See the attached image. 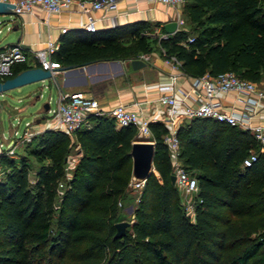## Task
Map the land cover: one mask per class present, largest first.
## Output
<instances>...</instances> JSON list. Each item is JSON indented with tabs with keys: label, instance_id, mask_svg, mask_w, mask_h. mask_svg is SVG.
<instances>
[{
	"label": "trees",
	"instance_id": "1",
	"mask_svg": "<svg viewBox=\"0 0 264 264\" xmlns=\"http://www.w3.org/2000/svg\"><path fill=\"white\" fill-rule=\"evenodd\" d=\"M183 16L185 26L165 37L145 32L148 19L70 27L52 57L62 66L79 65L132 59L162 46L188 75L231 69L264 81V0H185ZM34 65L39 62H15L9 76ZM150 128L157 173L147 176L119 237L115 223L129 192L135 125L90 112L72 133L37 131L28 143L40 161L33 179L27 158L3 151L0 264H264V152L242 164L258 149L253 133L208 116L178 126L180 157L198 180L190 212L171 180L168 127L152 120ZM75 144L80 154L67 176Z\"/></svg>",
	"mask_w": 264,
	"mask_h": 264
},
{
	"label": "built area",
	"instance_id": "2",
	"mask_svg": "<svg viewBox=\"0 0 264 264\" xmlns=\"http://www.w3.org/2000/svg\"><path fill=\"white\" fill-rule=\"evenodd\" d=\"M15 3L11 8L13 14L31 13L36 5L45 9L48 14L58 13L64 9H69L72 4L86 13V20L83 27L88 30L97 28V16L94 11L103 8L108 10L117 6L118 0H2ZM173 6L177 13V28L185 26V19L182 16V5L185 0H155ZM0 20V24H3ZM11 26H8L10 29ZM67 27L62 26L61 31H66ZM1 30V28H0ZM164 32L160 36H167ZM189 40L193 37L189 36ZM59 46V39L49 38L44 46L33 50L34 61H38L43 68L54 70L60 63L52 57V53ZM163 52V59L169 66L168 81L158 85V101L166 108V114L161 118L168 127L164 135L167 144L170 160L172 163V173L175 174V183L187 196L185 206L193 212L194 201L192 195L198 190V180L189 169H187L180 157V144L177 135V128L184 122L189 121L195 116H208L219 121L237 125L244 129H249L258 141V149L251 148L242 160L243 165L251 164L257 159L259 151L264 152V122H254L253 115L256 114L258 105L264 100V84L255 80L242 77L234 70L228 69L217 75L208 72L199 76H191V86L188 89H181L177 82L181 73L186 74L181 68V60L174 53H166L164 47H160ZM139 58H149V53H140ZM29 62V54L19 43H10L0 47V78L4 79L12 74V66L15 62ZM188 75V74H187ZM182 93L177 95V91ZM228 90H235L237 98L241 100L242 106L237 107L232 104L230 108L224 106L220 99V93ZM49 126L61 128L66 132L72 133L79 127L90 112L106 114L114 118L117 125L133 124L137 128V135L141 138L151 139L152 131L150 128L151 119L140 113L136 109L127 107L124 103L118 102L109 108H103L99 99L95 96L86 95L82 90H63L60 89L56 98L55 106H51V96L49 97ZM181 115V116H180ZM48 118V117H47ZM17 124L14 125V137H29L33 135L30 128V121L24 123L23 129L19 132ZM0 138V151L13 154L10 147L14 139L6 144L5 139ZM0 153V156H1ZM73 158V157H72ZM70 161V155L67 157ZM73 162L74 158L72 159ZM1 172V171H0ZM146 178H137L133 175L129 181V187L141 191ZM62 185V183H60Z\"/></svg>",
	"mask_w": 264,
	"mask_h": 264
},
{
	"label": "crops",
	"instance_id": "3",
	"mask_svg": "<svg viewBox=\"0 0 264 264\" xmlns=\"http://www.w3.org/2000/svg\"><path fill=\"white\" fill-rule=\"evenodd\" d=\"M4 13L12 16L11 28L8 29L9 24H7L6 29L17 30V34L15 42L5 43L0 47L10 43H19L29 54L30 62H34L33 50L44 46L49 38L59 39L62 26L83 27L86 20V13L81 11L76 4H72L69 9L51 14L39 5H36L31 13L19 15L11 12ZM94 14L98 17L97 28L136 19H148L152 25L145 32L150 33L151 36H160L166 32L165 27L164 31L162 30L165 22L177 21L176 9L173 6L155 0H118L115 8L108 10L99 8L94 11ZM0 28V33H2L1 24ZM106 60V63H98L99 60H97L92 67L76 66L66 69L62 68V65L58 66L53 72L57 95L60 89L82 90L86 95L97 97L103 108H109L122 102L127 107L148 116L151 121L161 120L167 111L165 106L158 101V85L168 81L169 73V66L164 61L161 50L154 48L149 52V58L144 59L146 63L137 68L131 65L130 59ZM110 60H116L119 64L112 63ZM259 83L264 84V81ZM177 84L183 90L188 89L191 86V75L181 73ZM176 93L178 96L182 95L179 90ZM237 95L235 90H228L220 93V99L227 108H230L232 104L241 107L242 102ZM48 119L49 117L46 116L42 121L36 119L38 124L35 125L34 132L50 127L49 120L51 119ZM184 120L182 118L180 123ZM253 121L264 122V100L260 101L256 114L253 115ZM74 147L76 151H79L77 144ZM78 157L73 155L75 162Z\"/></svg>",
	"mask_w": 264,
	"mask_h": 264
},
{
	"label": "rangeland",
	"instance_id": "4",
	"mask_svg": "<svg viewBox=\"0 0 264 264\" xmlns=\"http://www.w3.org/2000/svg\"><path fill=\"white\" fill-rule=\"evenodd\" d=\"M11 18L12 16H10V14L0 12V20H3L4 22L1 24L3 31L0 33V45L16 41L17 30L6 29L7 24L10 26L12 24V22H10ZM54 82L55 78L53 76L52 78L25 83L23 85L4 90L0 93V138H7V140L5 139L6 144H8L11 139H14L10 145L14 151L11 155H14L16 159H19L21 156L27 158L29 163L30 179H33L35 176L36 170L40 165V161L32 153H30L28 143L35 134L34 127L38 124L36 119L39 118V120L42 121L45 116L49 117L51 114L49 112L47 113L48 108L44 107L45 102H47L51 96V106H55L56 104L57 91ZM18 118L20 119L18 124L19 132L22 131L24 123L26 121H30V128L34 132L33 135H30L29 137L22 136L17 139L14 137V125L17 124ZM79 154L80 152L76 151L73 146L69 154L70 161H67L66 163L67 176L70 175L71 169L75 164V162L72 161L73 155L79 156ZM2 165L3 164L0 162V174H2ZM182 194L185 201L187 196L183 192ZM138 197L139 189H132L129 187V192H127V196L122 202V208L120 211L121 219H126L132 222L133 211L137 204Z\"/></svg>",
	"mask_w": 264,
	"mask_h": 264
},
{
	"label": "water",
	"instance_id": "5",
	"mask_svg": "<svg viewBox=\"0 0 264 264\" xmlns=\"http://www.w3.org/2000/svg\"><path fill=\"white\" fill-rule=\"evenodd\" d=\"M15 6V3L2 1L0 0V12H11V10H15L11 8ZM165 30L168 33L174 32L177 28V21L176 20H169L164 24ZM112 63L119 64L116 60H110ZM98 63H106L107 60H99ZM131 65L134 68L140 67L144 65L146 62L144 59L135 57L130 59ZM96 62H87L79 65H64L61 66L62 68H72L79 66L83 68L84 66L92 67ZM54 76L53 72L49 68H43L40 65H34L27 68L22 69L21 71L17 72L12 76H8L4 79L0 78V93L4 90L17 87L23 85L25 83H29L36 80H44L46 78H52ZM45 108L49 107V102H45ZM39 120V118H38ZM155 152V142L152 139L148 138H141L138 137L133 140L131 146V156H132V175L137 178H147V176L151 172H156V169L153 164ZM1 153V151H0ZM172 182H175V174H171ZM116 232L115 236L119 237L125 234L127 225L130 224L129 220L121 219L116 221Z\"/></svg>",
	"mask_w": 264,
	"mask_h": 264
}]
</instances>
